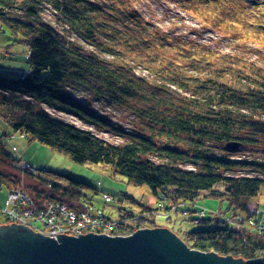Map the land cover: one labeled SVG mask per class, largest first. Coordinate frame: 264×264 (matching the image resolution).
I'll use <instances>...</instances> for the list:
<instances>
[{
	"label": "trees",
	"instance_id": "1",
	"mask_svg": "<svg viewBox=\"0 0 264 264\" xmlns=\"http://www.w3.org/2000/svg\"><path fill=\"white\" fill-rule=\"evenodd\" d=\"M174 1L212 29L229 27L235 40L249 36L264 44V23L251 22L258 2L241 6L242 16L236 17L228 0ZM45 10L54 23L44 18ZM1 27L28 46L29 68L18 78L0 77V119L76 163L111 166L128 183L147 185L158 200L155 209L119 208L124 236L157 227L150 214L175 208L194 212L189 203L201 197L221 199L226 210L249 216L250 198L264 190V161L231 158L224 146L238 141L264 150V63L169 36L132 0H0ZM73 36L93 50L83 49ZM138 68L147 76L137 74ZM76 88L126 110L138 125L126 130L111 122L74 98L70 90ZM42 103L125 141L112 144L52 115ZM212 145H222L223 155ZM245 167L257 174L248 175ZM40 173L38 184L29 188L35 196L65 204L82 196L83 181L61 172ZM4 178L0 172V185ZM8 180V189L20 181L12 175ZM205 214L193 219L196 227L176 232L187 246L264 261L263 232Z\"/></svg>",
	"mask_w": 264,
	"mask_h": 264
},
{
	"label": "rangeland",
	"instance_id": "2",
	"mask_svg": "<svg viewBox=\"0 0 264 264\" xmlns=\"http://www.w3.org/2000/svg\"><path fill=\"white\" fill-rule=\"evenodd\" d=\"M132 1L137 10L148 22L152 23L169 36H175L182 40L188 39L192 41L193 45H206L224 54L240 55L258 63H264V44L260 41H251L249 36L248 38L246 37V40H235L233 37L234 33H231L233 36L228 35L232 31L229 27H226L224 31L212 29V27L205 25L200 20L181 10L180 5L174 0ZM228 1L231 12L236 17L237 15H239V17L242 16L241 6L244 10L249 6L248 3L258 2L261 5H258L255 10L250 9L253 10L252 16H254L251 22L254 26L264 23V0ZM43 16L46 20H50L54 23L51 11L45 10ZM224 25H230V21L226 20ZM71 39L78 43L83 49L93 50L91 46L87 45L80 38L73 36ZM28 51V46L20 41L19 35H14L8 28L1 27L0 77L14 79L18 78L20 74H24L29 68L27 63ZM136 73L141 76H147V71L141 70L140 68L136 69ZM70 93L74 98L83 102L98 114L103 115L106 119L117 123L126 130H130L135 124L138 125L137 117L115 105L94 99L92 95L81 88L71 89ZM41 106L52 115L60 117L69 123H73L82 129L89 130L112 144H119L125 141V138L111 131L95 127L92 124L78 119L74 115L58 111L43 103ZM212 147L216 154L223 155L221 151L223 148L222 145H212ZM230 153L233 154L229 156L235 159L242 158L251 161H264V150L254 145H242L237 151ZM26 166L32 168V171L29 172L28 170L31 169H27L28 167ZM185 167L194 168L192 165H185ZM252 170L253 169L249 167H245L243 172H246L248 175L257 174ZM44 171L66 173L85 183L80 199H72L71 203L66 204L68 206L83 204L89 207H98V209L100 208L103 210L105 215L114 218H118L119 208L130 209L136 212L139 211L141 205H146L153 209L157 208L158 200L152 195L147 185H134L128 183L125 176L115 173L109 165L101 163H76L69 155L52 149L37 140H29L19 132H14L7 123L0 119V172L5 176L3 179L4 181L0 185V208L5 206L8 193L13 189H17L16 187L27 192L32 200H34L32 196L38 199L40 196H35L34 192L30 191L29 188L31 187L30 185L38 184L37 176L41 174L40 172L43 174ZM10 175L17 176L20 181L17 183L18 185L16 187L8 189V183L6 182L9 181ZM218 188L221 190L223 189L222 186ZM104 193L112 197V200L104 201L102 198ZM165 202L169 204L168 201ZM188 207L194 212L176 211L177 209L175 208L172 212H157L152 217V214H150V220L154 221L153 224L157 225V227L169 228L175 234H177L176 232H178V230L196 227L195 220L193 219L197 220L202 216L200 210H205L206 216L213 214L221 216L227 223L236 228H240L241 225H244L259 232L264 225V190L258 195L250 198L247 206L249 212L248 219H245L242 214H236L232 213L231 210H226V202L218 198L201 197L194 203H189ZM11 223H13V221L7 219L0 211V225H11ZM28 223L29 222L21 224L29 227L33 232L38 233V231L30 227ZM143 228L155 227L144 226L140 229ZM261 232L264 233V229H262Z\"/></svg>",
	"mask_w": 264,
	"mask_h": 264
},
{
	"label": "water",
	"instance_id": "3",
	"mask_svg": "<svg viewBox=\"0 0 264 264\" xmlns=\"http://www.w3.org/2000/svg\"><path fill=\"white\" fill-rule=\"evenodd\" d=\"M241 143L229 141L234 152ZM65 235L57 239L22 224L0 225V264H264L192 249L169 228H143L127 236Z\"/></svg>",
	"mask_w": 264,
	"mask_h": 264
},
{
	"label": "built area",
	"instance_id": "4",
	"mask_svg": "<svg viewBox=\"0 0 264 264\" xmlns=\"http://www.w3.org/2000/svg\"><path fill=\"white\" fill-rule=\"evenodd\" d=\"M26 167L31 169L28 170L29 172L32 171V168ZM16 188L8 193L5 206L0 208L3 215L13 223L29 222L28 225L35 228L38 233L54 239L58 238L57 233L78 236V234L93 232V234L108 236H124L121 230L123 227L121 228L119 224L120 219L105 215L98 207L83 204L68 206L49 197L36 199L32 196L34 199L32 200L27 192ZM102 198L104 201L112 200V197L106 193ZM200 211L202 215L205 214V210ZM122 222L124 223L123 220Z\"/></svg>",
	"mask_w": 264,
	"mask_h": 264
},
{
	"label": "bare ground",
	"instance_id": "5",
	"mask_svg": "<svg viewBox=\"0 0 264 264\" xmlns=\"http://www.w3.org/2000/svg\"><path fill=\"white\" fill-rule=\"evenodd\" d=\"M41 197H46V196H41ZM47 198V197H46Z\"/></svg>",
	"mask_w": 264,
	"mask_h": 264
}]
</instances>
